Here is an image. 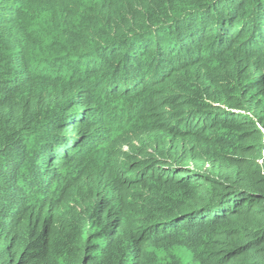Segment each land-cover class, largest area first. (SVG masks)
Returning a JSON list of instances; mask_svg holds the SVG:
<instances>
[{
	"label": "trees",
	"instance_id": "16d2710c",
	"mask_svg": "<svg viewBox=\"0 0 264 264\" xmlns=\"http://www.w3.org/2000/svg\"><path fill=\"white\" fill-rule=\"evenodd\" d=\"M0 264H264V0H0Z\"/></svg>",
	"mask_w": 264,
	"mask_h": 264
}]
</instances>
